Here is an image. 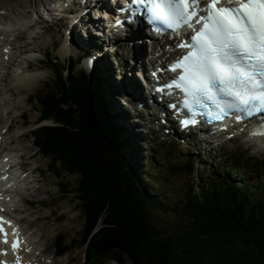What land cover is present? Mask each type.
<instances>
[{
  "label": "trees",
  "instance_id": "trees-1",
  "mask_svg": "<svg viewBox=\"0 0 264 264\" xmlns=\"http://www.w3.org/2000/svg\"><path fill=\"white\" fill-rule=\"evenodd\" d=\"M62 68L59 95L47 84L33 99L40 118L52 121L34 133L35 144L56 178L75 177L60 187L79 202L82 226L77 243L71 239L62 250L85 246L83 264H264V178L248 184L229 177L241 165L236 157L230 168L215 169L222 179L186 193L183 225L156 227L151 211L178 210L153 196L148 184L154 181L137 167L134 144L97 92V70L88 77L70 67L64 76ZM194 162L186 159L175 168L191 173Z\"/></svg>",
  "mask_w": 264,
  "mask_h": 264
},
{
  "label": "rangeland",
  "instance_id": "rangeland-1",
  "mask_svg": "<svg viewBox=\"0 0 264 264\" xmlns=\"http://www.w3.org/2000/svg\"><path fill=\"white\" fill-rule=\"evenodd\" d=\"M5 1V3H0V9H5L6 11L10 8L8 7L9 3H14L13 0H0ZM23 4L21 6L25 5H35L37 4L35 0H23ZM41 0H37L39 2ZM8 5V6H7ZM32 6V7H33ZM3 7V8H2ZM31 7V8H32ZM19 9H14L16 11L15 17L18 20H29L30 19V7H18ZM26 8V9H25ZM30 11H29V9ZM10 10V11H9ZM7 13H12V10L9 9ZM44 9H42V13ZM27 11V12H26ZM23 12V13H22ZM3 15V18H10L11 15ZM21 15H20V14ZM28 15L27 18H24L23 15ZM47 15V14H46ZM5 16V17H4ZM10 16V17H9ZM33 17H35V14H33ZM21 18V19H20ZM2 21V19L0 18ZM4 22V21H3ZM50 22L54 23V26L51 28H45L46 25L42 24L40 26L35 27L33 30H31L32 33L35 34L36 38H32L31 40L25 41L23 46L31 45L30 47L40 49L43 51H52V54L58 57V60L60 59L61 62H64V57H66L68 51L65 46L64 42L67 37V31L66 26L70 25L68 22L64 24L62 21L58 20H51ZM23 24L22 22H20ZM31 28L35 25H37L36 21H31L30 23ZM24 24V25H28ZM30 28V29H31ZM29 29V30H30ZM28 30V31H29ZM76 35L79 37V35L76 32ZM77 39V38H76ZM24 40H20L18 43H16V46L19 44H22ZM142 41V44H141ZM148 41V40H147ZM147 41L139 40L138 44L143 45L144 48L150 49V45L148 46ZM52 42L55 43L56 50L53 51L54 48H52ZM117 47H113L108 51H112L113 53V59L117 60L118 67L116 69L115 63L113 60L110 59L109 55L106 56L105 62L109 65V74L105 77V81L110 85L108 88L103 87L101 89V84H99L98 80L99 77L95 76V80L97 82V92L102 94L104 97L105 102L107 103V106L109 107L110 111L112 113H116L117 111H124L123 108L127 109L130 113L136 115V110L133 108L139 109L142 105H133V104H122L126 102H121L124 98L122 97L119 99L115 93L111 92V86L116 84L119 86H123L122 83H119V74L126 73V78L130 79L132 75V65L136 66L138 68V64L141 62V57H136L138 51L137 45H132L128 42L122 41L117 43ZM17 50V49H16ZM17 52V51H16ZM38 54V52L36 53ZM136 61L138 64H136ZM20 65H24V61L20 62ZM84 65V61H78V67L76 69L79 71L78 68H81ZM144 65H147V63L144 62ZM30 68V65H29ZM85 70L83 67L80 69ZM86 71V70H85ZM136 72H139L136 70ZM65 75H67V71L65 70ZM0 75H3V80L6 81L5 83L0 82V114L2 116V122L6 123L8 120L6 119L5 112L9 109H11L9 115L10 116H16L18 123L21 121V118H19V113L23 112L25 114V117L28 118L29 125H32L35 120L38 121V115L39 112L36 110L37 107L29 101L25 102V97L32 95L36 92H39L43 89H46L47 84H49V76L50 71L47 70L37 82H34L33 87L30 89L27 84H25L24 89L29 91H20L15 86V82L13 79V76L7 72L5 68H2L0 65ZM36 77L39 75L36 74ZM88 77H91L92 74L90 72L87 73ZM125 76V74H124ZM135 78V77H134ZM111 79V80H110ZM138 79V78H137ZM133 83H137L138 80H133ZM119 83V84H118ZM128 82L126 83V85ZM119 86L117 88H119ZM8 87H13L15 91L17 92L15 95V91L13 88H9L10 93L7 91ZM18 91H20L18 93ZM126 91V89H125ZM138 93V92H137ZM127 94V91L125 92ZM15 98V103L9 102L11 98ZM132 99V98H131ZM112 101H114V104H112ZM108 112V111H107ZM121 112V113H122ZM126 113V112H123ZM157 113V112H156ZM146 116V114H143L141 119L138 120L139 124L141 125V128L138 129L140 137L144 139H148L151 135H154L156 137L155 141H152L151 143H145L144 146L136 145L133 147L134 150L138 152L136 159V165L140 169H146L147 174L152 178L154 181L151 185L148 186L153 191L154 197L158 198L161 196L165 199V201L169 204V209L171 207H176L177 212L172 211H159V210H153L151 211V218L153 224L162 229H167V231H172L177 227H180L185 223V215L183 214V205H184V199L187 192L191 191V187L195 189L197 192L199 187H201L203 182L205 181H211L210 179H222L223 175L219 177V174L215 170L217 167L220 166L221 169H227L231 167L230 164V157L226 158L227 155H230V151L233 149H237V153L242 155V162L239 168L237 169H231L229 174V177L233 178H239L242 177L243 182H246L248 184L254 183V181L260 180L264 178V164L262 163H256L253 161L254 156H252L248 150L245 149L246 144H244L243 140H231L229 142H226L224 144L219 143L217 147H213L210 143H195L194 139L191 137L188 141L186 140H178L176 138L177 131L174 130L173 133L170 134V140L171 144L164 146V148H160V153L154 151L153 153V147H157V144L160 143V138H158L159 132H157V128H154V130L149 131V136L147 137L144 132H146V124H154L153 120H150L147 116L146 121L144 122L143 118ZM152 116V115H151ZM124 119H122V118ZM130 115H122L119 116L118 121L116 122V125L120 128L122 127L124 133L130 137V131H133L134 133L137 132V128H133L129 125V122H127ZM150 120V121H148ZM130 121H133L130 119ZM48 120H42L41 123H48ZM128 123V124H127ZM19 126V124H18ZM29 128V127H27ZM145 128V130H144ZM122 132V131H121ZM165 131H162L164 133ZM21 130L15 129L12 133L6 134L4 137L5 142V148H10L11 146L15 145V143H11L13 138H16V141L21 143L20 136ZM27 139L23 140V143H21V146L25 149H28V144L30 146L31 151H35V148L32 147V137L30 135H27ZM124 134L122 133V138H124ZM135 140V139H134ZM177 141V142H176ZM161 147V146H160ZM170 147L168 152L165 151V148ZM253 147V146H252ZM258 153H263L264 150H259L257 148ZM152 155H151V154ZM26 155L34 154L32 152L25 153ZM35 155V154H34ZM152 156V162L149 160ZM264 159V153L261 155ZM194 159L195 163V170L191 173L186 172H178V170L175 168L177 165H180L184 163L186 159ZM234 161V160H233ZM49 163L48 158L42 157L40 154L36 152V156L33 159V162L30 163V167H32L34 164L41 165V167L44 169L45 167V173H46V182H44L42 185L43 188H38L37 191L44 190L40 194H38V198L43 199H36V201L40 205H51L49 206L51 209V212H54L56 215L62 216L64 219L63 222H56L54 221V216L51 215L50 218H48V215L50 214V210L43 207H37V204L34 205L32 210H27L25 213H22L18 216H23V219L21 221L22 226L28 230V227L30 225V230L33 231L34 228H36V225H39L40 227L38 230L41 232V238H44V232H48L46 234L47 243H50L51 236L54 234V232H60L66 234L67 241L71 239H75L76 243L78 241L79 231L82 226V218L79 216V202L77 200H74V194L68 193L65 194L61 192L59 186L61 183L63 185L65 183H69L70 181H73L75 178L74 176H68L67 174H64L62 178H56L54 173L47 168V165ZM196 165L198 168L196 169ZM172 166V167H171ZM171 167V168H170ZM174 167V168H173ZM36 178V177H34ZM39 180L38 178H36ZM35 179V180H36ZM201 179V183L200 180ZM44 180V179H43ZM41 185V184H40ZM46 185V186H45ZM37 185H34L36 187ZM73 188V186L70 187V189ZM46 199V200H45ZM16 203H18L17 198L15 199ZM45 203V204H44ZM41 208L45 214H43L41 211H39L36 215L37 209ZM168 209V210H169ZM31 213V215H29ZM36 216V217H35ZM35 217V222L37 224H33L32 221ZM46 218V219H45ZM38 233L36 236H34V239H37ZM43 242H38V248H42ZM85 250V246H83L81 249H77L73 252L72 255H65L63 257L57 258L54 264H67L68 259L70 257L74 258V262L71 264H83V251ZM52 250V249H51ZM52 251L49 253L51 254ZM49 258L52 260L51 255ZM110 264H115L114 262Z\"/></svg>",
  "mask_w": 264,
  "mask_h": 264
},
{
  "label": "snow or ice",
  "instance_id": "snow-or-ice-1",
  "mask_svg": "<svg viewBox=\"0 0 264 264\" xmlns=\"http://www.w3.org/2000/svg\"><path fill=\"white\" fill-rule=\"evenodd\" d=\"M142 6L149 23L159 21L174 31L186 25L194 33L177 45L186 52L169 69L179 75L165 85L183 94L189 119L182 126L204 115L217 121L233 114L237 120L259 116L264 134V0H130L133 15ZM3 224L11 222L0 218L2 242L8 244ZM13 236L18 252L22 241L15 228Z\"/></svg>",
  "mask_w": 264,
  "mask_h": 264
},
{
  "label": "bare ground",
  "instance_id": "bare-ground-1",
  "mask_svg": "<svg viewBox=\"0 0 264 264\" xmlns=\"http://www.w3.org/2000/svg\"><path fill=\"white\" fill-rule=\"evenodd\" d=\"M14 1V3H9V2H7V4L9 5H7L8 7H10L9 9H11L12 10V12L13 13H15L16 11H14V9H19L18 7H22V8H24V7H32L33 5H31V4H29V5H25V6H21L22 4H23V2H25V1H23V0H13ZM36 1V3L37 4H35L32 8H31V10H34V11H37V12H39L40 11V9H41V7L42 8H45L46 9V7H45V4H46V0H41V1H39V2H37V0H35ZM65 0H62L61 2L63 3ZM54 2V0H51V3H53ZM0 3L2 4V3H5V1H0ZM3 8V7H2ZM40 8V9H39ZM8 9V10H9ZM26 9V8H25ZM29 9V8H28ZM7 10V11H8ZM10 11V10H9ZM29 11H30V9H29ZM27 12V11H26ZM23 13V12H22ZM95 13L97 14V15H104V16H109L110 15V13L109 12H100V11H95ZM8 14H10V13H7V15ZM16 14V13H15ZM20 14V13H19ZM26 14V13H25ZM6 15V14H5ZM11 15V14H10ZM17 15V14H16ZM21 15V14H20ZM18 16V15H17ZM27 14L26 15H23V17L24 18H27ZM5 17V16H4ZM10 17V16H9ZM87 17V20L84 22V19ZM94 20H92V19ZM21 19V18H20ZM6 20H8V21H10V22H12V23H14L15 24V26H16V30H17V32H16V37L17 38H24L25 37V35L29 32L28 30L31 28V26H30V24H28V25H24V24H21L20 22H17V21H15L14 19H12L11 17L10 18H6ZM99 20V26H97V22H95L96 20L89 14V13H87V16H85V17H82L81 18V23L82 24H84V26L87 28V29H89L91 26H92V28H93V30L96 28V27H100V26H102L101 25V22H102V19H98ZM97 20V21H98ZM36 23L38 24V22L36 21ZM125 31H126V28H123L122 29V31H120L119 33H118V38H119V42H122V41H125V42H128L129 41V43L130 44H132V45H139L138 44V38H141V37H134V33L132 32L131 33V35L127 38V37H125V35H124V33H125ZM117 32H118V30H117ZM70 34H71V36H70V38H73L76 42H78V41H81L82 40V38L79 36H77L76 35V29H74V27H72V29H71V31H70ZM136 35H137V33H136ZM69 38V39H70ZM77 38V39H76ZM145 41H147V40H145ZM115 42V40L113 41V43ZM118 41H117V43H119ZM79 43V42H78ZM151 44V45H150ZM150 49L149 50H147L146 48H144V44L143 45H139L137 48H138V51L139 52H137V55H136V57H141V62L138 64L137 63V61H136V64H138V68H142L143 66H144V57L146 56L147 57V60L150 62V63H152V62H154L155 60H156V58H158V57H165V58H167V55H166V52L165 51H162V47H160V48H157V46H159L160 44H159V42H156V45L154 46V44H155V41H154V39H152L151 38V42H150ZM22 47H24L23 45H22ZM0 58H1V56H0ZM9 65L10 66H12V65H14L13 64V60L11 59V61L9 62ZM137 66V65H136ZM136 66H133L132 65V67H131V69H134V68H136ZM28 69H30V68H28ZM28 69H24V70H22V72H21V74L19 75V78L21 79V80H23V79H27V80H30L31 78H36V75H35V73H26V71H28ZM133 76H131V78H130V80L132 79V81H133V79H134V74H132ZM136 78H138L137 76L135 77V80H136ZM111 80V79H110ZM134 80V81H135ZM138 80V79H137ZM16 81L17 82H19V79H16ZM133 83V82H132ZM138 83H133V85H132V93H133V95L138 99V101L139 102H141V98H142V89L140 88V86H138L137 85ZM24 86H25V84H24ZM9 90V89H8ZM138 92V93H137ZM248 141H250V142H252V143H254L255 144V146H258L257 148L259 149V150H264V139L261 137V138H259V139H257L256 140V142H253V140H248ZM25 154V153H24ZM34 156V154H30V155H26V158L27 159H30V158H32ZM23 165H27V162L26 161H24L23 162ZM36 178H34V180H35ZM45 204V203H44ZM46 205H48V204H46ZM52 205V204H51ZM51 205H49V206H51ZM46 219V218H45ZM37 238H38V236H37ZM33 243H37V239L36 240H34L33 239Z\"/></svg>",
  "mask_w": 264,
  "mask_h": 264
}]
</instances>
